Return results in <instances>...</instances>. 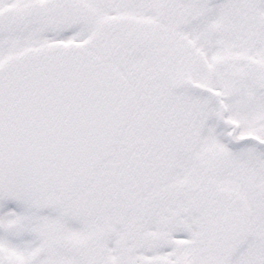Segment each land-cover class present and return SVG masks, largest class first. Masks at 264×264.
<instances>
[{
  "label": "snow or ice",
  "instance_id": "snow-or-ice-1",
  "mask_svg": "<svg viewBox=\"0 0 264 264\" xmlns=\"http://www.w3.org/2000/svg\"><path fill=\"white\" fill-rule=\"evenodd\" d=\"M0 264H264V0H0Z\"/></svg>",
  "mask_w": 264,
  "mask_h": 264
}]
</instances>
